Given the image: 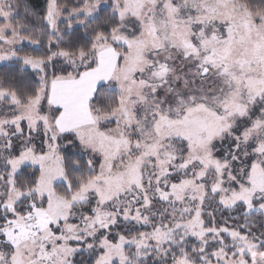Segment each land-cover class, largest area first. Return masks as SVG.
I'll list each match as a JSON object with an SVG mask.
<instances>
[{
    "label": "snow or ice",
    "instance_id": "1",
    "mask_svg": "<svg viewBox=\"0 0 264 264\" xmlns=\"http://www.w3.org/2000/svg\"><path fill=\"white\" fill-rule=\"evenodd\" d=\"M0 264H264V0H0Z\"/></svg>",
    "mask_w": 264,
    "mask_h": 264
},
{
    "label": "trees",
    "instance_id": "2",
    "mask_svg": "<svg viewBox=\"0 0 264 264\" xmlns=\"http://www.w3.org/2000/svg\"><path fill=\"white\" fill-rule=\"evenodd\" d=\"M29 2L31 4H33V6L37 7V8H41L44 6L45 4V0H29ZM4 66H1L0 69H2Z\"/></svg>",
    "mask_w": 264,
    "mask_h": 264
},
{
    "label": "rangeland",
    "instance_id": "3",
    "mask_svg": "<svg viewBox=\"0 0 264 264\" xmlns=\"http://www.w3.org/2000/svg\"><path fill=\"white\" fill-rule=\"evenodd\" d=\"M3 66V65H0V67Z\"/></svg>",
    "mask_w": 264,
    "mask_h": 264
}]
</instances>
